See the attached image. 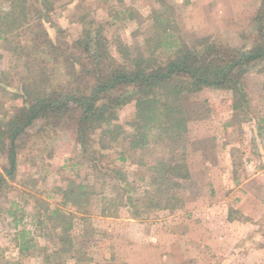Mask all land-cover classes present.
<instances>
[{"label": "rangeland", "instance_id": "1", "mask_svg": "<svg viewBox=\"0 0 264 264\" xmlns=\"http://www.w3.org/2000/svg\"><path fill=\"white\" fill-rule=\"evenodd\" d=\"M49 1L46 27L52 40H72L83 28L100 24L109 52L120 59L118 42L134 56L143 50L147 36L162 29L156 11L189 44L208 38L232 47L248 46L262 0ZM7 6L8 0H0V10ZM9 48L0 41V73L8 71L10 87L16 88L25 68H11ZM242 87L247 101L240 109L233 108L230 90L204 88L183 96L191 178L182 183L174 209H153L140 217L125 207L114 217L99 215L98 190L110 193L104 180L119 176L105 168V178L101 167L124 172L135 194H142L149 171L140 162L162 158L168 143L151 139L146 148L130 150L123 142L111 141V147L101 149L102 137L96 131L92 139L101 156L93 168L76 143L75 123L49 132L29 130L18 141L15 177L0 190V264L44 263L45 253L57 243L53 224L46 219L48 210L58 206L68 212L59 188L74 176L96 191L83 218L73 212L70 233L86 253L78 264H264V62L244 75ZM16 105L0 92V116ZM134 113V101L117 111L124 132H131ZM120 152H126L124 160H119ZM5 165L0 155V172ZM19 230L29 232L20 241ZM20 242L27 247L22 252Z\"/></svg>", "mask_w": 264, "mask_h": 264}, {"label": "trees", "instance_id": "2", "mask_svg": "<svg viewBox=\"0 0 264 264\" xmlns=\"http://www.w3.org/2000/svg\"><path fill=\"white\" fill-rule=\"evenodd\" d=\"M50 11L49 0H8L7 8L0 10V41L10 47L11 68H25V76L16 88L10 87L8 71L0 73L1 97L8 94L17 101L11 112L0 116V155L6 161L0 172V190L15 177L18 141L29 130L49 132L75 123L76 143L93 168L101 156L92 139L96 131L102 137L101 149L111 147V141L123 142L130 150L146 148L151 139L169 144L162 158L140 162L149 171L148 188L142 194H135L124 172L101 167L103 177H109L105 168L119 176L104 180L110 193L105 194L102 188L97 192L100 216L114 217L124 207L136 217L153 209H174L182 183L191 178L181 100L184 95L214 88L232 92L234 109L246 104L242 79L253 66L264 62V0L255 15L248 46L232 47L208 38L189 44L175 33L176 26L156 11L162 29L147 36L143 50L134 56L118 42L120 59L109 52L100 24L83 28L72 40H52L46 27ZM58 31L65 33L63 29ZM132 101L134 120L127 133L117 123V111ZM125 153L120 152L119 160H124ZM78 179L71 177L59 188L62 203L70 207L68 212L58 206L48 210L46 219L53 224L57 243L45 253L43 264H68L70 259L78 264L86 259L84 248L77 245L70 229L73 212L83 218L96 191ZM39 223L43 224V220ZM25 234L29 232L19 230L16 238L20 241ZM25 249L20 242L19 251Z\"/></svg>", "mask_w": 264, "mask_h": 264}]
</instances>
